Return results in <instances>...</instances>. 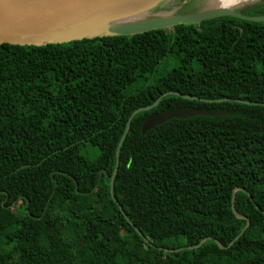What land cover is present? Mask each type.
Here are the masks:
<instances>
[{
  "label": "trees",
  "instance_id": "trees-1",
  "mask_svg": "<svg viewBox=\"0 0 264 264\" xmlns=\"http://www.w3.org/2000/svg\"><path fill=\"white\" fill-rule=\"evenodd\" d=\"M71 43L0 44V264H264V21Z\"/></svg>",
  "mask_w": 264,
  "mask_h": 264
},
{
  "label": "water",
  "instance_id": "water-1",
  "mask_svg": "<svg viewBox=\"0 0 264 264\" xmlns=\"http://www.w3.org/2000/svg\"><path fill=\"white\" fill-rule=\"evenodd\" d=\"M127 0H0V44L12 45H33L43 46L47 44H67L82 39H93L101 37L128 36L156 29H166L178 24H193L202 20L217 16H232L247 21H264L262 15H242L231 10V8H211L189 14L156 16L148 20L132 23H114L109 19L118 13V8ZM157 2V1H156ZM155 4V3H153ZM152 4V5H153ZM168 94L179 95L187 99L197 97L181 94L176 91L162 93L151 105L135 109L128 117L125 129L118 142L115 152V165L110 176V191L112 192L114 176L118 168L119 148L124 141L132 117L140 112L155 107L163 96ZM206 102H221L231 100L249 105H264L261 102L241 99H203ZM222 111H208L201 109L173 108L165 111L155 112L149 115L141 126V134H145L153 126L159 125L172 118L188 117L193 115H224ZM246 190L236 187L231 198V209L237 218H245L236 213L234 208V192ZM250 199L251 196H250ZM119 210L124 211L118 201L114 199ZM257 207V206H256ZM258 208V207H257ZM259 209V208H258ZM260 210V209H259ZM263 214L264 211L260 210ZM247 221L238 236L245 230ZM137 232H139L136 229ZM208 237L201 239L196 245L184 246L177 249L162 248L165 251L173 252L182 248L193 249L198 247ZM218 243L217 240H215ZM232 242L229 243V245ZM228 245V246H229Z\"/></svg>",
  "mask_w": 264,
  "mask_h": 264
},
{
  "label": "bare ground",
  "instance_id": "bare-ground-1",
  "mask_svg": "<svg viewBox=\"0 0 264 264\" xmlns=\"http://www.w3.org/2000/svg\"><path fill=\"white\" fill-rule=\"evenodd\" d=\"M156 1L157 0H127L118 8L119 12L113 15L109 21L114 23H128L129 21L140 19L148 13L147 9ZM248 1L249 0H207L206 2L209 6L230 8L232 6H240ZM158 16H165V13H160Z\"/></svg>",
  "mask_w": 264,
  "mask_h": 264
},
{
  "label": "rangeland",
  "instance_id": "rangeland-1",
  "mask_svg": "<svg viewBox=\"0 0 264 264\" xmlns=\"http://www.w3.org/2000/svg\"><path fill=\"white\" fill-rule=\"evenodd\" d=\"M183 0H157V2H155V4L151 5L147 11L148 13L145 14L143 17H141L140 19H137V20H133V21H129L128 23H132V22H139V21H142V20H148V19H151V18H154V17H158L157 14H160V13H163L164 10L166 9H161L163 6H166V5H172L174 3H178V2H181ZM191 1V0H189ZM202 1L203 0H195L194 2H192L190 5L191 6H185L183 8H180L178 9V12H182L183 10H188V11H194L195 9L199 8L202 6ZM205 1V0H204ZM204 1H203V4H204ZM253 0H249L248 2L246 3H250L252 2ZM163 11V12H162ZM166 15H176L175 13H168ZM68 46H72L73 43H69L67 44ZM66 45V46H67ZM164 64L168 65L169 66V63H166L164 62ZM81 248L82 250H86L87 249V242L85 240H82L81 241Z\"/></svg>",
  "mask_w": 264,
  "mask_h": 264
},
{
  "label": "flooded vegetation",
  "instance_id": "flooded-vegetation-1",
  "mask_svg": "<svg viewBox=\"0 0 264 264\" xmlns=\"http://www.w3.org/2000/svg\"><path fill=\"white\" fill-rule=\"evenodd\" d=\"M194 1L195 0H191V1H189V0H183L181 2L174 3L172 5L163 6L161 9H166V10H164V12L162 11L165 14L166 13L168 14L170 12V13H175L176 15H179V14L194 13V12L202 11V10H208V9H211V8H217L215 6H209V5H207V2H206L207 0H205V1L203 0L204 1V4H203V1H202V6L199 7V8H197V9H195L194 11L183 10L182 12H178V9L183 8L185 6H191L190 4L192 2H194ZM246 4L247 3L242 4L240 6H232L230 8H231L232 11H234V12H236L238 14H242V13H240L241 7L244 6V5H246ZM157 15H159V14H157ZM242 15H244V14H242ZM217 17H220V16H217ZM217 17H213V18H217ZM223 17H232V16H223ZM233 18H236V17H233ZM210 19H212V18H210ZM206 20H209V19H206ZM202 21H205V20H202ZM202 21H199V22L193 23V24H197L198 25ZM172 27H169V28H166V29H171Z\"/></svg>",
  "mask_w": 264,
  "mask_h": 264
}]
</instances>
